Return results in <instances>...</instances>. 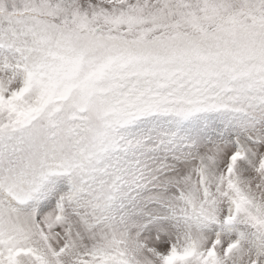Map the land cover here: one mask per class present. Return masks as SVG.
Here are the masks:
<instances>
[{
    "label": "snow or ice",
    "instance_id": "obj_1",
    "mask_svg": "<svg viewBox=\"0 0 264 264\" xmlns=\"http://www.w3.org/2000/svg\"><path fill=\"white\" fill-rule=\"evenodd\" d=\"M0 264H264V0H0Z\"/></svg>",
    "mask_w": 264,
    "mask_h": 264
}]
</instances>
